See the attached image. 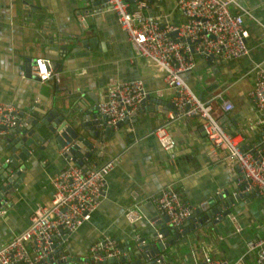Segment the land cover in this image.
Segmentation results:
<instances>
[{"label": "crops", "instance_id": "crops-1", "mask_svg": "<svg viewBox=\"0 0 264 264\" xmlns=\"http://www.w3.org/2000/svg\"><path fill=\"white\" fill-rule=\"evenodd\" d=\"M143 2V13L159 15L172 23L183 20L175 0ZM94 8L93 0H0V101L12 102L26 118L37 116L34 110L45 108L51 99H60L58 104L62 106L61 99L68 92L76 96L89 91L99 101L114 81L143 80L148 97L158 101L147 98L131 120L122 122L112 135L105 136L100 156L92 158L89 167L101 166L114 156H118V162L107 175V191L90 220L67 237L62 251L75 259L74 264H83L89 246L109 236L122 252L118 261L111 264H128L138 261V258L128 259L129 248L134 250L137 238L150 242L149 236L160 230V224L151 222L143 213L138 221L130 222L125 217L127 208L148 202L167 185L173 186L184 202L196 207L221 191L233 195L238 167L226 151L216 149L208 141L197 116L180 118L167 125L176 142L172 152L159 145L151 131L168 121L176 90L166 85L162 73L153 64L135 53L115 14L111 11L95 14ZM231 10L243 14L249 32L248 55L231 60H207L196 54L194 68L182 76L202 100L221 92V98L213 100L214 116L220 122L227 115L224 127L239 132L242 146H249L261 136L258 113L236 81L246 77L253 82L255 66L264 68V0H234ZM47 25L54 27L60 36H80L81 41L92 42L88 41L84 47L79 41V49L62 59L56 70L58 80L41 83L32 76L22 77L20 70H26L25 58L45 55L36 39ZM222 100H230L232 110L224 111ZM29 151L26 160L20 162L25 165L21 180L8 199L5 213L0 215V246L29 225L35 208L53 192L51 178L66 166L54 143H33ZM10 156L5 138L0 137V169ZM225 211L229 214L211 227L193 228L196 221L191 217L184 223L185 234L178 239L170 243L173 238L161 237L163 244L168 242V245L156 252L154 257L161 256V262L154 264H194L201 260V241L207 242L213 256L232 262L246 250L248 239L264 234L262 196L240 197L222 213ZM252 257L247 254L245 262L251 263Z\"/></svg>", "mask_w": 264, "mask_h": 264}, {"label": "built area", "instance_id": "built-area-1", "mask_svg": "<svg viewBox=\"0 0 264 264\" xmlns=\"http://www.w3.org/2000/svg\"><path fill=\"white\" fill-rule=\"evenodd\" d=\"M93 1L94 13L113 12L135 53L153 64L162 73L166 85L176 90L168 121L151 131L159 145L172 152L176 142L167 125L180 118L197 116L208 141L216 149L226 151L227 157L237 164L233 195L248 197L255 194L264 198V68L259 64L255 66L253 82L246 77L236 81L239 82L238 88L250 97L258 113L261 136L249 146H242L240 133L227 130L214 116L213 100L221 98V92L216 97L202 100L182 76L194 68L196 54L208 60H231L248 55L246 39L249 32L244 25L243 14L231 10L234 0H175V7L183 18L179 23L143 13V0ZM20 75L26 77V71L21 69ZM29 75L41 83L49 79L58 80L59 77L44 56L34 58ZM147 98L143 80L114 81L108 87L106 96L97 102L96 119L103 128L115 130L122 122L131 120ZM221 106L224 111L233 108L230 100H222ZM25 124V118L15 104L0 101V137H8L12 130ZM71 147L72 143H66L59 148L66 166L51 178V196L35 208L25 229L0 246V264H74L60 250L67 237L90 220L107 191V175L119 158L111 157L101 166L93 168L86 160L89 164L84 168L76 163L75 155L70 154ZM10 161V157L6 159L7 163ZM149 201L159 216L168 218L167 226L178 232L182 231V226L196 210V206L184 202L171 185L162 188ZM8 202L7 199H0V215L5 213ZM141 216L138 204L125 212L130 222L138 221ZM142 243L137 238V245ZM245 245L246 250L228 262L213 256L207 242L201 241V260L194 261V264H264V234L248 239ZM88 253L89 264L115 263L122 254L118 243L109 236L92 243ZM247 254L253 256L251 263L245 262ZM156 262L160 263L161 259Z\"/></svg>", "mask_w": 264, "mask_h": 264}, {"label": "water", "instance_id": "water-1", "mask_svg": "<svg viewBox=\"0 0 264 264\" xmlns=\"http://www.w3.org/2000/svg\"><path fill=\"white\" fill-rule=\"evenodd\" d=\"M38 35L39 37L36 39L37 46L45 54L44 57L49 59L53 70L59 69L62 59H65L70 53L79 49L78 43L81 41L80 36L69 37L64 34L60 36L54 27H49L48 25L44 26ZM88 41L92 42L90 39H84L81 41V44H85L84 47H86ZM24 61L26 62V76L30 77L29 70L34 58H25ZM68 94L66 98L61 99L62 106L58 104L60 99H51L45 108L35 109L34 111L37 113V116L26 117V124L23 127L15 128L5 138L7 148L11 154V161L3 164L0 169V180H2L0 182V199H10L17 188L18 181L21 180V176L25 171V165L20 164V162L26 160L30 154L29 146L33 143L36 145L40 143H44V145L54 143L58 148L64 146L66 143H72L70 154H74L75 158H77L76 163L84 168L89 164L86 163V160L90 161L92 158L100 156L99 151L105 136L112 135L114 130L103 128L96 119L95 110L98 99L92 92H81L76 96L71 92H68ZM198 97L201 98L200 96ZM148 99L150 101H158L150 97ZM227 118V115H225L220 123L223 125ZM19 149L20 151L18 152ZM239 198L240 196L230 195L227 190L210 196L196 207L192 216L195 217L194 220L196 222L192 227L205 229L216 224L222 217L229 214L228 211L222 213L223 209L233 204ZM138 208L151 222L160 224V230L151 233L148 238L150 242H145V239H143V243L136 245L134 250L129 248L128 259L131 257L138 258V261L128 264L145 262L149 257H154L158 250L164 249L168 245V242L163 244L165 241L161 240V237L170 236V238H173L169 241L171 243L186 232L185 229L178 232L177 229L169 226L165 227L168 218L166 216L160 217L150 201L139 204ZM219 213L222 214L218 216ZM153 238H158L159 240L153 241L151 240ZM78 259L77 261H79ZM159 259H161V256L154 257L152 260L146 261V264L155 263ZM124 260L125 258L122 257V261ZM84 261L86 262L85 264H89L88 258H85ZM112 262H98L96 264H111ZM79 264H82V262Z\"/></svg>", "mask_w": 264, "mask_h": 264}, {"label": "trees", "instance_id": "trees-1", "mask_svg": "<svg viewBox=\"0 0 264 264\" xmlns=\"http://www.w3.org/2000/svg\"><path fill=\"white\" fill-rule=\"evenodd\" d=\"M60 251H63V248Z\"/></svg>", "mask_w": 264, "mask_h": 264}]
</instances>
